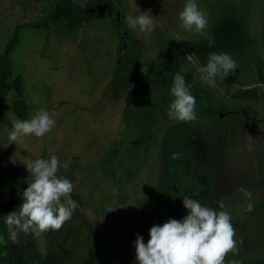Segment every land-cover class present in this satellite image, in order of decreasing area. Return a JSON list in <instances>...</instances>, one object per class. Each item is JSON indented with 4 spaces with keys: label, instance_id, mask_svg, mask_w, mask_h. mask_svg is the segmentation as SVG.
<instances>
[{
    "label": "rangeland",
    "instance_id": "1",
    "mask_svg": "<svg viewBox=\"0 0 264 264\" xmlns=\"http://www.w3.org/2000/svg\"><path fill=\"white\" fill-rule=\"evenodd\" d=\"M60 1L0 0V55L16 37L10 57L24 81L28 117L43 109L55 120L45 136L8 144L12 122L19 119L16 93L6 101L0 127V264H135L136 234L147 242L152 225L186 215L184 195L231 214L236 244L225 260L264 258V0H197L208 17V34L227 5L239 2L249 17V61L235 60V72L217 79L222 92L203 87L213 114L191 90L196 119L161 116L148 144L127 155L121 142L126 111L156 100L158 90L171 101L170 89L142 82L127 93L109 87L120 52L114 11L105 0H74L102 8L103 17L61 33L36 27ZM184 4L122 0L124 17L137 8L153 15L154 31L138 35L129 28L144 50L145 73L153 74L154 66L198 77L197 68L205 65L190 48L205 37L180 27ZM245 90L257 98L239 97ZM50 156L68 164L57 175L72 181L77 209L59 230L21 232L11 241L3 216L18 210L31 182L25 163ZM241 188L251 193V212L243 211L248 201Z\"/></svg>",
    "mask_w": 264,
    "mask_h": 264
},
{
    "label": "clouds",
    "instance_id": "2",
    "mask_svg": "<svg viewBox=\"0 0 264 264\" xmlns=\"http://www.w3.org/2000/svg\"><path fill=\"white\" fill-rule=\"evenodd\" d=\"M126 25L138 35L155 30L153 15L150 11H140L123 18ZM180 27L192 35L205 37L209 46L213 39L208 35L207 14L201 10L197 0H185L179 12ZM237 62L227 52H212L207 63L197 68L201 87L217 88V79H225L237 69ZM192 85L186 82L185 76L177 72L171 83L170 95L173 98L167 106L166 115L169 119L189 122L196 119V98L191 93ZM55 127V120L43 109L25 120H14L12 130L7 139L17 145L23 138L43 137ZM7 144V145H8ZM3 145V146H7ZM173 153L172 158H179ZM31 177L28 186L22 191V202L17 208L3 216L8 229V239L15 241L19 233H44L59 230L70 220L77 209L72 197L74 185L66 177L58 176L61 168L68 164L56 156L47 159L37 158L25 163ZM246 205L243 211L251 212L254 204L251 193L241 188ZM182 203L187 210L181 219L169 218L162 224H154L149 229L147 242L139 233L133 242L135 248V264H224L225 256L235 251V229L231 223L232 216L227 211H217L202 205L193 196L184 195ZM220 209L223 201L218 202ZM113 210V209H111ZM110 211V210H109ZM4 237L0 234V243Z\"/></svg>",
    "mask_w": 264,
    "mask_h": 264
},
{
    "label": "trees",
    "instance_id": "3",
    "mask_svg": "<svg viewBox=\"0 0 264 264\" xmlns=\"http://www.w3.org/2000/svg\"><path fill=\"white\" fill-rule=\"evenodd\" d=\"M112 8L116 16L115 31L118 38L119 50L123 48L126 38L129 44L119 59L117 56L116 65L113 71L109 87L117 92L127 93L139 83H144L146 87L154 86L158 89H170L172 79L175 74H168L151 66L153 74H147L143 71L146 64L144 61V50L140 42L134 37L131 30L127 27L122 12V0H105ZM121 8V15L118 17L116 7ZM104 15L102 8L91 9L85 7L74 0H61L52 11L35 25L46 30L56 29L58 33L65 30L74 31L86 22L100 20ZM248 14L245 12L239 2H231L221 12L220 16L213 25L209 36L213 43L209 46L207 38L195 39L190 43L192 52L203 62L207 63L208 56L212 52H227L234 60L243 62L249 61L248 44L251 42L249 27L245 25L249 21ZM17 38L12 39L0 55V127L4 122V108L6 101L11 94L15 92L14 112L20 120L28 119L29 107L24 99L23 88L24 81L20 75H16L14 65L10 57L11 50L15 47ZM192 72L185 75L186 82L191 84V90L203 101L207 110L213 114V109L207 107L206 93L203 91L200 82L194 78ZM157 99H150L146 105L139 106L133 110H127L124 117L125 131L121 142L126 143L127 153H132L148 144L154 133L156 125L160 122L161 116L165 117L167 106L170 103L158 90ZM241 98H257L252 90L240 92ZM132 155V154H130ZM114 259L110 260L111 262ZM224 264H241L230 260H224ZM243 264H264V258H254Z\"/></svg>",
    "mask_w": 264,
    "mask_h": 264
},
{
    "label": "water",
    "instance_id": "4",
    "mask_svg": "<svg viewBox=\"0 0 264 264\" xmlns=\"http://www.w3.org/2000/svg\"><path fill=\"white\" fill-rule=\"evenodd\" d=\"M116 10H117L118 17H120V15H121V8L119 7V5H117ZM129 42H130L129 39L126 38L125 43L123 44V48H122V49L120 50V52H119V59H120V58L122 57V55L124 54V52H125V50H126L128 44H129Z\"/></svg>",
    "mask_w": 264,
    "mask_h": 264
}]
</instances>
